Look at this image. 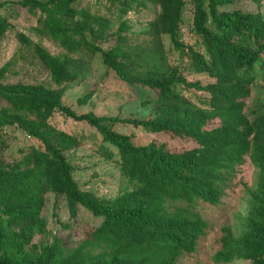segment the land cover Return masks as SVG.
Returning <instances> with one entry per match:
<instances>
[{"label": "trees", "instance_id": "trees-1", "mask_svg": "<svg viewBox=\"0 0 264 264\" xmlns=\"http://www.w3.org/2000/svg\"><path fill=\"white\" fill-rule=\"evenodd\" d=\"M148 1L160 11L149 24L146 39L135 44H129L123 34L125 23L109 34L111 22L85 9L76 10V0L16 4L29 13L40 12V35L69 54L84 52L91 58L100 53L104 66L121 82L149 93L152 99L145 117L78 115L60 101L63 85L78 76L72 60L54 58L22 33L16 34L22 46L33 48L56 88L0 83V97L10 106L0 109V129L17 125L43 146L32 152L26 167L0 162V264H179L183 255L195 252L208 230L196 210L198 203L218 205L246 156L259 170L247 231L235 239L229 228H222L213 263L241 259L264 264V105L251 117L244 112V100L264 55V15L230 8L239 0ZM248 1L260 5L258 0ZM105 2L116 9L118 18L133 5H141L137 0ZM187 2L192 8L190 29L198 38L196 48L180 42ZM10 28L0 17V40ZM163 36L184 60L183 72L206 75L212 82H188L178 66L169 63ZM104 43L110 44L102 51ZM10 63L0 68V82ZM177 86L202 93L205 101L199 99L202 105L191 102L175 91ZM27 99L94 128L103 142L116 149L131 191L105 199L80 190L64 156L77 142L44 122L28 121L25 114L32 108ZM126 128L164 134L192 146L176 150L153 141L139 143L122 131ZM45 192L63 194L72 218L80 206L97 221L86 224L78 247L62 249L57 239L50 244L33 243L36 235L45 234L40 218Z\"/></svg>", "mask_w": 264, "mask_h": 264}, {"label": "rangeland", "instance_id": "rangeland-1", "mask_svg": "<svg viewBox=\"0 0 264 264\" xmlns=\"http://www.w3.org/2000/svg\"><path fill=\"white\" fill-rule=\"evenodd\" d=\"M20 0H0V17L7 20L11 28L6 31L0 40V68L11 62L1 84L9 85H45L52 89L56 87L50 82L49 73L39 61L30 46H22L16 38L22 33L34 44L40 46L52 57L62 60L67 57L72 60L77 69L75 80L63 85L60 98L61 105L74 111L76 114L93 113L97 117H145L150 111L151 95L147 92L135 90L121 82L115 74L102 63L100 53L89 58L84 52L67 53L49 37L37 32L38 20L42 15L38 10L29 13L16 4ZM140 6L133 5L123 16L118 18V12L105 0H76L73 7L76 10L85 9L93 15L100 16L111 22L109 34H114L119 23H125L123 34L129 44H135L146 39L148 26L153 22L159 7L148 0H137ZM239 0L230 8L243 11H260L264 15V0H258L260 5L251 1ZM183 25L180 32V42L185 46L195 47L198 38L191 31L192 8L187 2L183 13ZM113 37H110V40ZM111 40L110 42H112ZM169 63L178 66L181 75L188 82H200L205 85L212 82L202 74H193L182 71L180 55L172 49L167 36L162 37ZM110 43L100 45L102 51L107 50ZM184 64V63H183ZM256 68L255 81L251 86L250 95L244 100V112L251 117L264 105V55ZM175 91L195 104L202 105L205 101L202 93L187 90L177 86ZM32 112L25 114L26 119L32 122H44L53 130L63 133L67 138L75 140L77 146L64 152L66 160L73 167L72 177L80 190L94 194L99 198L113 199L132 189V185L125 178L119 166V157L114 147L102 141L101 136L94 128L85 122L74 121L66 117L58 109L41 107L27 99ZM10 108L8 103L0 97V109ZM124 133L133 136V140L146 144L155 142L164 144L169 149H187L192 145L171 138L164 134L150 135L142 130L126 128ZM17 125H7L0 129V162L9 166L26 167L33 151L43 150L38 139L31 136ZM259 170L245 157L244 163L237 168L231 185L224 190L218 205L211 206L198 203L196 210L207 222L208 230L205 236L198 240L193 254L183 255L179 264H214L213 257L220 250L221 229L227 227L235 239H240L247 231V219L250 210L251 195L256 191ZM42 209L40 218L45 224V234L36 235L34 244H50L57 239L62 249L69 250L78 247L85 238L86 224L97 223L82 207L77 206L76 218L70 216L66 197L63 194L45 192L42 195ZM231 264H250L237 259Z\"/></svg>", "mask_w": 264, "mask_h": 264}, {"label": "built area", "instance_id": "built-area-1", "mask_svg": "<svg viewBox=\"0 0 264 264\" xmlns=\"http://www.w3.org/2000/svg\"><path fill=\"white\" fill-rule=\"evenodd\" d=\"M24 138H25V140H29V139H31V136L28 135V134H25V135H24Z\"/></svg>", "mask_w": 264, "mask_h": 264}]
</instances>
